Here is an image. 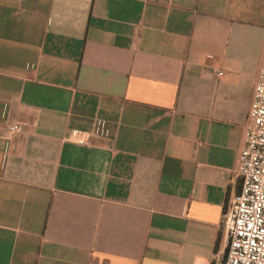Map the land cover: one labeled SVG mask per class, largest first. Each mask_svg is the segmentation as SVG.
Wrapping results in <instances>:
<instances>
[{
	"label": "crops",
	"instance_id": "0c3cea01",
	"mask_svg": "<svg viewBox=\"0 0 264 264\" xmlns=\"http://www.w3.org/2000/svg\"><path fill=\"white\" fill-rule=\"evenodd\" d=\"M263 47L264 0H0V264L220 261Z\"/></svg>",
	"mask_w": 264,
	"mask_h": 264
},
{
	"label": "built area",
	"instance_id": "2783aa9c",
	"mask_svg": "<svg viewBox=\"0 0 264 264\" xmlns=\"http://www.w3.org/2000/svg\"><path fill=\"white\" fill-rule=\"evenodd\" d=\"M5 126L9 134L22 129L18 123ZM97 131L75 129L72 137L87 144ZM234 174L240 187L229 196L223 212L225 250L215 264H264V47Z\"/></svg>",
	"mask_w": 264,
	"mask_h": 264
}]
</instances>
